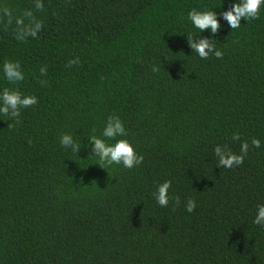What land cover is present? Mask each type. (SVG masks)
Returning <instances> with one entry per match:
<instances>
[{
	"label": "trees",
	"instance_id": "obj_1",
	"mask_svg": "<svg viewBox=\"0 0 264 264\" xmlns=\"http://www.w3.org/2000/svg\"><path fill=\"white\" fill-rule=\"evenodd\" d=\"M40 2L0 0V91L37 97L14 126L0 116V264H264V225L253 223L264 204V6L239 28L220 16L216 34H200L190 11L235 0ZM188 35L216 40L222 57L200 58ZM8 61L22 81L6 79ZM109 116L140 165L105 169L90 154ZM65 133L79 153L60 145ZM244 142L242 164H217V145L240 154Z\"/></svg>",
	"mask_w": 264,
	"mask_h": 264
},
{
	"label": "clouds",
	"instance_id": "obj_2",
	"mask_svg": "<svg viewBox=\"0 0 264 264\" xmlns=\"http://www.w3.org/2000/svg\"><path fill=\"white\" fill-rule=\"evenodd\" d=\"M262 6H264V0H235L231 7L222 11V13L218 14L213 9L205 11L193 9L188 13V18L192 25L200 31V34L205 30H210L212 34H216L220 28V16H222L223 20L227 21L230 28L236 29L241 25L242 18L246 21L258 18ZM36 7H43L40 0H37ZM17 23H22V21H17ZM40 28L41 24L39 22L26 26L21 31V38L25 36L35 37ZM215 41L210 37L202 36L199 39H194L191 35H188L190 48L200 58L204 59L209 56L222 57L223 52L217 47ZM70 63H75V61ZM41 71L43 72L45 70L41 69ZM3 72L9 82H17L24 79V74L18 62H5ZM36 103V96L24 95L19 89L5 88L3 91H0V116L7 117L10 122L9 126H14L15 123H19L17 118L20 116L21 108H26ZM125 135V127L120 117L109 116L101 136L93 135L88 139L91 146L90 154L99 157L101 162L99 165L101 167L106 169L105 165L122 164L125 168H133L142 163L144 159L143 155L136 151L134 144L130 140L126 138L116 139L117 137H124ZM234 139H239V135H234ZM109 140H115V142L109 143ZM59 142L62 147L70 148L73 152L79 153L81 149L80 145L75 142L73 136L68 133L63 134ZM251 143L257 148L261 144L258 139H253ZM248 149L249 144L247 142L241 144L240 154H236L226 147L217 145L214 148V154L218 160L217 164L224 168L240 165L243 163L244 155L247 154ZM170 187L171 181L165 180L158 185L154 193L155 200L161 207H166L169 204ZM174 199L177 205H179V198L175 197ZM184 206L186 211L191 213L196 207V201L189 198ZM253 223L264 225V204L257 205Z\"/></svg>",
	"mask_w": 264,
	"mask_h": 264
}]
</instances>
